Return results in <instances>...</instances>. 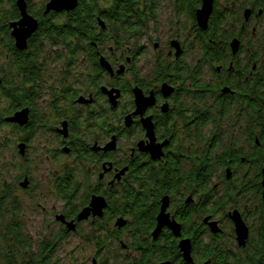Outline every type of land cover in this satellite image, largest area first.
<instances>
[{
  "label": "flooded vegetation",
  "instance_id": "1",
  "mask_svg": "<svg viewBox=\"0 0 264 264\" xmlns=\"http://www.w3.org/2000/svg\"><path fill=\"white\" fill-rule=\"evenodd\" d=\"M165 1L130 3L137 34L104 36L59 64L37 102L43 118L29 110L16 128L23 160L36 141L40 158L72 165L53 177L59 204L42 208L47 236L25 234L19 219L27 249L0 253L2 264H264V0H212L205 28L202 0ZM48 2L32 11L49 18ZM161 214L168 224L154 235Z\"/></svg>",
  "mask_w": 264,
  "mask_h": 264
},
{
  "label": "trees",
  "instance_id": "2",
  "mask_svg": "<svg viewBox=\"0 0 264 264\" xmlns=\"http://www.w3.org/2000/svg\"><path fill=\"white\" fill-rule=\"evenodd\" d=\"M10 8H2L0 0V99L4 108L0 111V125L11 126L16 129L18 125L10 124L5 120L23 109L33 110L35 118H43L40 106L37 103L47 85L51 82L52 75L44 72L47 56L44 50L59 51L58 64L72 65L79 57V53H89V43L101 42L104 36L114 44L124 39L125 35H136L141 25L134 28L130 25L132 7L130 3L137 4L140 0H79L75 10L64 14L54 13L49 18L40 13L30 12L37 16L40 24L37 32L29 39L27 49L18 51L14 45L10 25L18 22L20 13L17 11L16 0H9ZM30 3V0H27ZM31 7V4H29ZM134 10V9H133ZM64 13V12H63ZM113 16L108 17L109 14ZM105 21L106 30L98 33L99 22ZM93 61V57H87ZM45 74V76H44ZM39 111V112H38ZM19 129V128H17ZM16 129V130H17ZM18 131V130H17ZM19 133V132H18ZM31 132H27L30 134ZM5 144H0V152ZM0 154V227L2 229L0 240V253L7 255L19 249H27V242L23 241L19 218L21 205L15 197V188L6 183L1 176ZM22 180V176L19 178ZM21 182V181H20ZM19 182V186H20ZM76 187V183L70 184ZM67 188V187H66ZM58 189L60 196L70 194L69 189ZM142 229L141 227H136ZM19 247V248H18ZM252 252H256L252 249ZM258 255L250 254L251 259ZM255 257V258H254Z\"/></svg>",
  "mask_w": 264,
  "mask_h": 264
},
{
  "label": "rangeland",
  "instance_id": "3",
  "mask_svg": "<svg viewBox=\"0 0 264 264\" xmlns=\"http://www.w3.org/2000/svg\"><path fill=\"white\" fill-rule=\"evenodd\" d=\"M44 0H30L31 9L37 11L41 2ZM170 0H166L165 3ZM2 8L9 9L10 1L2 0ZM163 22V23H162ZM163 24L167 28L169 22L168 15L163 16ZM149 35V32L147 33ZM59 57V51L44 50L43 56L46 55L47 60L44 65V72L48 75H52V79L56 78L59 73V64L56 61V57ZM56 56V57H55ZM151 60V58H150ZM149 60V61H150ZM149 62L144 61L145 71H149ZM45 76V74H44ZM4 108V102L0 99V111ZM19 138V133L11 126L0 125V144L4 143L5 148L0 152L1 162V176L6 183H9L15 188V197L21 205L20 220L25 234L30 236H37L40 239L47 236L49 228L47 226L46 216L42 208L50 209L54 204H59L58 200L51 197V183L54 175L57 171L63 167H70L71 163H59V162H47L40 158L42 152L41 148L43 144H36L34 141L31 144L29 150V157L27 160H23L18 154L16 142ZM36 156V157H35ZM62 166V167H61ZM30 175L32 181L29 191H23L19 186V178L22 174ZM59 207V205L57 206ZM0 227V235H1ZM1 245V240H0ZM2 256L0 254V264H2Z\"/></svg>",
  "mask_w": 264,
  "mask_h": 264
},
{
  "label": "water",
  "instance_id": "4",
  "mask_svg": "<svg viewBox=\"0 0 264 264\" xmlns=\"http://www.w3.org/2000/svg\"><path fill=\"white\" fill-rule=\"evenodd\" d=\"M15 5L20 13V19L18 22L12 23L10 25V29H11L10 35L14 39V45L16 50L22 52L27 49V44L29 39L37 32L38 22L34 17L28 14L27 4L25 0H16ZM77 6H78V0H49V2L46 5V13H49L50 11L56 13L71 12L75 10ZM211 13H212V0H202L201 9L198 10L196 13L197 22L202 28L206 27L207 20L211 15ZM100 26L103 27L104 26L103 23H100ZM101 64L104 65L106 69L110 70L109 67L106 66L107 65L106 63L101 61ZM0 84H1V79H0ZM28 114H29V110L23 109L21 111L16 112L13 116L7 118L5 121L10 124H16L22 127L28 123ZM18 151L21 155L24 154V144L18 145ZM262 174H263L262 185L264 188V169L262 170ZM27 186H28L27 180H24L20 184V187L24 189ZM103 206H104V201L101 198H93L90 204V208L96 211H100ZM88 209H85V211L82 212L79 219L87 215L89 211ZM231 219L234 224L235 233L239 245L243 246L248 237V228L245 226L244 222L240 219L238 214L235 213L234 215H232ZM166 224H168L167 217L161 214L158 218V225L154 235H156L160 231V229ZM175 226H172V229L175 235L178 236L179 227L177 225ZM180 248L184 252L185 259L189 260L190 248L188 246V243L181 242Z\"/></svg>",
  "mask_w": 264,
  "mask_h": 264
}]
</instances>
